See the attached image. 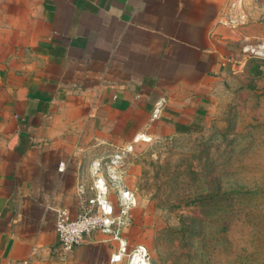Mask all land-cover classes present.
<instances>
[{
	"label": "crops",
	"instance_id": "crops-1",
	"mask_svg": "<svg viewBox=\"0 0 264 264\" xmlns=\"http://www.w3.org/2000/svg\"><path fill=\"white\" fill-rule=\"evenodd\" d=\"M229 1L0 0V264H121L99 232L63 253L55 211L86 207L104 146L203 129L264 39Z\"/></svg>",
	"mask_w": 264,
	"mask_h": 264
},
{
	"label": "rangeland",
	"instance_id": "rangeland-1",
	"mask_svg": "<svg viewBox=\"0 0 264 264\" xmlns=\"http://www.w3.org/2000/svg\"><path fill=\"white\" fill-rule=\"evenodd\" d=\"M225 7V19L264 33V0ZM208 110L196 134L104 146L100 160L85 161L113 202L120 191L136 196L118 237L144 246L150 264H264V59L250 56L225 76ZM104 235L113 250V234Z\"/></svg>",
	"mask_w": 264,
	"mask_h": 264
},
{
	"label": "built area",
	"instance_id": "built-area-1",
	"mask_svg": "<svg viewBox=\"0 0 264 264\" xmlns=\"http://www.w3.org/2000/svg\"><path fill=\"white\" fill-rule=\"evenodd\" d=\"M243 52L264 59V41L255 46H246ZM59 170L63 168L59 167ZM89 191L91 197L86 199V207L76 217L71 218L65 209L55 211L54 230L59 249L63 253H69L94 232L113 234L112 239L117 241V249L111 256V263L126 261L127 264H133L137 261L139 264H150L144 246L135 245L129 248L127 242L118 237V229L127 225L128 213L137 205L134 193L129 190L120 191L115 203L109 198L112 187L103 178H97ZM23 264H28V261Z\"/></svg>",
	"mask_w": 264,
	"mask_h": 264
},
{
	"label": "bare ground",
	"instance_id": "bare-ground-1",
	"mask_svg": "<svg viewBox=\"0 0 264 264\" xmlns=\"http://www.w3.org/2000/svg\"><path fill=\"white\" fill-rule=\"evenodd\" d=\"M142 139H147V138L146 137L145 138L141 137L140 140H142ZM133 264H139V263L137 261H134Z\"/></svg>",
	"mask_w": 264,
	"mask_h": 264
}]
</instances>
